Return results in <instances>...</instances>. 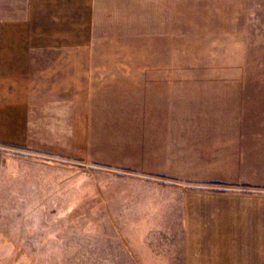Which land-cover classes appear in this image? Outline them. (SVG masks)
Segmentation results:
<instances>
[{
  "label": "rangeland",
  "instance_id": "rangeland-1",
  "mask_svg": "<svg viewBox=\"0 0 264 264\" xmlns=\"http://www.w3.org/2000/svg\"><path fill=\"white\" fill-rule=\"evenodd\" d=\"M69 4L0 8L72 34L0 86V264H264V0ZM189 192L252 222L196 241Z\"/></svg>",
  "mask_w": 264,
  "mask_h": 264
},
{
  "label": "crops",
  "instance_id": "crops-1",
  "mask_svg": "<svg viewBox=\"0 0 264 264\" xmlns=\"http://www.w3.org/2000/svg\"><path fill=\"white\" fill-rule=\"evenodd\" d=\"M74 1L75 0H0V8L18 9L22 7L58 9L75 6V4H69V2L71 3ZM50 19L49 22L52 25L47 26L46 20H43L44 24L40 27V25L36 26V20L34 19H20L13 16V14L10 17H0V73H8V75L3 77L2 81L10 82V84L1 82L0 86L7 87V85H9V87L12 88L25 87V83L23 79L20 78L19 73L29 70L31 52L35 49H56L62 47V42L68 38L67 33H70L68 39L72 38L71 30H67L68 27L64 25L65 23L63 20L60 21L55 18ZM62 33L65 35H62ZM77 67L78 70L81 71L82 66L75 65V71ZM75 82L77 87L82 86L81 81L75 80ZM12 96L10 104L21 105L24 103L23 98L17 91L12 92ZM16 110L17 108H15V111ZM2 112H7V109H2ZM27 127L28 126H25L23 122L20 123V118L17 117L16 119H11L10 123L0 125V130L3 131L0 132V135L2 133L22 137L26 134ZM217 200L218 198L216 195L204 192H189L185 194L182 213H180L182 217L181 224L183 231L194 234V240L200 242L204 238L203 235L205 233H212V235L214 233H223L225 237L227 232L237 229L236 225H239V228L244 230V226L252 222L250 214L244 213L243 209L238 210L234 206L227 207L226 203L218 207ZM216 237L218 236L215 235V238ZM216 239L214 240L216 241ZM197 246L200 247V244L198 243ZM223 246L225 245L223 244ZM190 264L203 263L194 262ZM235 264H237V262H235Z\"/></svg>",
  "mask_w": 264,
  "mask_h": 264
}]
</instances>
